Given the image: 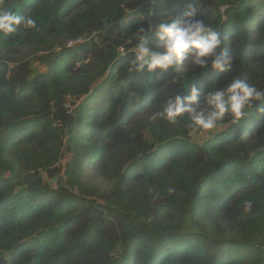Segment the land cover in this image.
I'll return each instance as SVG.
<instances>
[{
	"label": "trees",
	"instance_id": "obj_1",
	"mask_svg": "<svg viewBox=\"0 0 264 264\" xmlns=\"http://www.w3.org/2000/svg\"><path fill=\"white\" fill-rule=\"evenodd\" d=\"M190 5L231 64L185 53L163 72L129 71L131 37L151 25L154 39L161 17ZM0 11L36 22L0 34V264H264V100L201 143L209 131L187 113L153 119L192 88L264 90V0H0Z\"/></svg>",
	"mask_w": 264,
	"mask_h": 264
},
{
	"label": "clouds",
	"instance_id": "obj_2",
	"mask_svg": "<svg viewBox=\"0 0 264 264\" xmlns=\"http://www.w3.org/2000/svg\"><path fill=\"white\" fill-rule=\"evenodd\" d=\"M198 11V6L190 5L181 20L161 17L155 25V38L152 40H147L153 31L151 25L147 30H138L131 37L139 42L131 49L133 59L129 71L140 72L147 68L149 72L157 69L163 72L181 65L185 61V53L190 54V63L201 66H205L206 58L211 57L212 67L223 71L225 65L231 64L232 57L221 59L217 55L221 44L218 33L196 19ZM21 26L35 28L36 22L15 12L0 11V34L14 33ZM120 55L125 56L127 52L121 50ZM261 100H264V90L255 87L248 79H234L224 88L207 95L196 88L190 89L187 97L169 95L163 110L155 113L153 119L174 121L187 113L194 131H211L226 118L228 123L238 124L248 116L252 104Z\"/></svg>",
	"mask_w": 264,
	"mask_h": 264
},
{
	"label": "rangeland",
	"instance_id": "obj_3",
	"mask_svg": "<svg viewBox=\"0 0 264 264\" xmlns=\"http://www.w3.org/2000/svg\"><path fill=\"white\" fill-rule=\"evenodd\" d=\"M213 132H215V131L211 130V131L207 132L205 135L201 134L199 136H196V137H194V140H197L196 142L201 143L204 140H207L209 138V135H211V133H213ZM200 140H202V141H200Z\"/></svg>",
	"mask_w": 264,
	"mask_h": 264
},
{
	"label": "built area",
	"instance_id": "obj_4",
	"mask_svg": "<svg viewBox=\"0 0 264 264\" xmlns=\"http://www.w3.org/2000/svg\"><path fill=\"white\" fill-rule=\"evenodd\" d=\"M83 40H77L75 42H70L69 45H74V44H77V43H82ZM123 50V49H122Z\"/></svg>",
	"mask_w": 264,
	"mask_h": 264
}]
</instances>
